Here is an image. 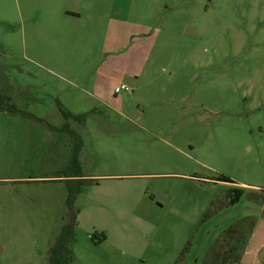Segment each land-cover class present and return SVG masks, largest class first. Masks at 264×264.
Masks as SVG:
<instances>
[{
	"label": "rangeland",
	"instance_id": "1",
	"mask_svg": "<svg viewBox=\"0 0 264 264\" xmlns=\"http://www.w3.org/2000/svg\"><path fill=\"white\" fill-rule=\"evenodd\" d=\"M0 92V264H264V0H0Z\"/></svg>",
	"mask_w": 264,
	"mask_h": 264
},
{
	"label": "trees",
	"instance_id": "2",
	"mask_svg": "<svg viewBox=\"0 0 264 264\" xmlns=\"http://www.w3.org/2000/svg\"><path fill=\"white\" fill-rule=\"evenodd\" d=\"M3 88V85L1 86ZM0 111H15L16 106L12 102V98L9 95H5V93L0 92ZM67 113V111H65ZM67 115H70L67 113ZM82 117V116H79ZM78 118V117H77ZM216 181L218 182H228L233 183L228 177L222 176L217 178ZM241 194L240 190L234 189V195L230 198L229 204H234L238 202L239 195ZM69 241H71V230L69 226H66L60 237L59 240L56 242L55 247L49 252L47 261L49 264H70L72 259V254L69 249Z\"/></svg>",
	"mask_w": 264,
	"mask_h": 264
},
{
	"label": "built area",
	"instance_id": "3",
	"mask_svg": "<svg viewBox=\"0 0 264 264\" xmlns=\"http://www.w3.org/2000/svg\"><path fill=\"white\" fill-rule=\"evenodd\" d=\"M130 87L127 86V85H121V86H117L115 89H114V93L115 94H120V92H128L130 91Z\"/></svg>",
	"mask_w": 264,
	"mask_h": 264
},
{
	"label": "crops",
	"instance_id": "4",
	"mask_svg": "<svg viewBox=\"0 0 264 264\" xmlns=\"http://www.w3.org/2000/svg\"><path fill=\"white\" fill-rule=\"evenodd\" d=\"M70 15H72V16H77V17H79L80 16V14H78V13H76V12H69V11H67ZM117 87V86H116ZM115 87V88H116ZM114 91V90H113Z\"/></svg>",
	"mask_w": 264,
	"mask_h": 264
},
{
	"label": "water",
	"instance_id": "5",
	"mask_svg": "<svg viewBox=\"0 0 264 264\" xmlns=\"http://www.w3.org/2000/svg\"><path fill=\"white\" fill-rule=\"evenodd\" d=\"M73 219H74V217H73V214H72V216H71V222H72V224H73Z\"/></svg>",
	"mask_w": 264,
	"mask_h": 264
},
{
	"label": "flooded vegetation",
	"instance_id": "6",
	"mask_svg": "<svg viewBox=\"0 0 264 264\" xmlns=\"http://www.w3.org/2000/svg\"><path fill=\"white\" fill-rule=\"evenodd\" d=\"M70 132V131H69Z\"/></svg>",
	"mask_w": 264,
	"mask_h": 264
}]
</instances>
